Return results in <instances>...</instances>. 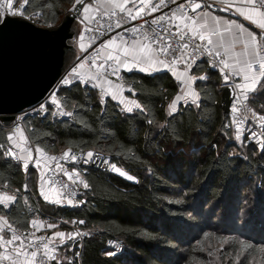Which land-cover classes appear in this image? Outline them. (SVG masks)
Segmentation results:
<instances>
[{
	"label": "trees",
	"instance_id": "obj_1",
	"mask_svg": "<svg viewBox=\"0 0 264 264\" xmlns=\"http://www.w3.org/2000/svg\"><path fill=\"white\" fill-rule=\"evenodd\" d=\"M76 4L29 0L26 13L39 15L37 26L54 28ZM192 72L207 77L196 83L200 107L182 106L172 115L168 106L179 88L167 73L123 75L143 109L132 113L79 83L63 88L59 98L72 112L71 120L25 118L29 142L50 157L67 150L82 155L101 151L118 159L119 167L137 182L90 169L81 207L53 206L39 194V175L25 171L22 162L4 161L0 148V189L14 198L0 214L20 231L37 218L63 220L88 231L91 237L83 244L80 261L72 264H237L239 259L240 264L264 263L261 242L229 237L235 235L234 219L243 209L255 221L264 219V150L243 139V145L238 144L236 131L225 127L228 115L221 108L218 73L206 63ZM249 104L264 116V91ZM12 126L0 122V145L9 144ZM219 215L227 224L215 223ZM228 228L231 231H222ZM110 239L122 244L121 255H108ZM71 255L66 247L62 264Z\"/></svg>",
	"mask_w": 264,
	"mask_h": 264
},
{
	"label": "built area",
	"instance_id": "obj_2",
	"mask_svg": "<svg viewBox=\"0 0 264 264\" xmlns=\"http://www.w3.org/2000/svg\"><path fill=\"white\" fill-rule=\"evenodd\" d=\"M23 3L24 0H13L12 7L14 10L23 14L25 18L22 20L34 23V20L37 19L39 15H28L26 13V6L24 9L20 8V5ZM181 3L184 4L183 8L179 7ZM196 5H200V7L197 8ZM254 7L264 13V7H261L258 3H254ZM204 13L231 15L232 11L211 0H176L175 4H173L171 0H163V4L161 0H152L148 5L137 4L130 10L113 9L110 11H96L89 20L81 22L83 28L82 35L87 43L86 49L76 56L49 94L39 104L17 115L16 123L13 124L12 130L24 127V120L29 116H49L52 121L71 120L72 116H53L51 113L53 111L57 113L71 112L62 106L59 92L63 88L70 87L77 83L84 87L94 89L102 100L105 99V93L102 88L95 84V81L105 79L131 88L124 81L123 75L118 72L113 61L102 55L103 47L110 42L122 45L142 41L155 50L158 45L154 44L153 41L158 40L159 37L155 35L153 29L160 31L161 25L169 27L171 32H176V29L179 28L180 32L184 34V41L179 40V34L165 37L173 47H178L185 41L189 42V47L183 49V52L180 53L182 59L172 64L171 70L166 69L168 75L173 76L175 72L179 70L189 71L200 63H206L209 69L218 73L219 80L223 87L233 86L236 88L239 76L229 64L226 54L223 51L216 50L208 42L201 40L200 36L194 31V20L197 16ZM160 16H164V20H158L157 24L151 23L152 20ZM133 17H135V19H133ZM180 17L183 18V21L179 19ZM10 18L21 19L20 16ZM117 25H120V27ZM125 29H127V31ZM218 34L219 32L213 33V35ZM192 44L200 45V51L194 52ZM217 53H219L218 56ZM260 53L264 55V45L260 49ZM193 56L196 57V64L189 68L188 65L191 64V58ZM158 57L166 61L171 60V57H164L162 54L158 55ZM185 61L187 63H185ZM213 61L216 62L215 67L211 66ZM220 61H224L228 67L224 68V65L220 63ZM261 64L262 63L252 65L249 68L250 72L264 73V70L260 68ZM73 69H75V73H73ZM220 69H223V72L220 71ZM228 73H231L232 76L228 82H225L223 77ZM65 79L69 81L68 84L62 83ZM236 97H240L238 93ZM240 98L242 103L238 105L239 111L233 113L230 110L226 124L228 127L226 128L227 130H234L236 133L237 129H239L242 139L246 144H253L259 151H262L258 145L264 144V120L260 119V117L263 116L253 109L248 100L245 101L242 97ZM53 100L56 102L52 103ZM42 104L48 107L49 112L47 115L37 111ZM245 105L247 107H245ZM253 131L257 133V137L249 139ZM1 149L4 161L12 164L21 162V152L12 144H5ZM8 149H11L14 155H5ZM24 150L29 153L32 164L39 161L37 158V150L29 141L26 142ZM65 153L68 155L65 156ZM92 153H94L93 159L95 163L89 162L88 164H84L82 162V159L86 157L87 153L82 155L67 150L62 155L54 157L47 165L48 167L45 172L47 187L57 191L60 195V199L68 204L70 208L76 209L82 205V199L89 189V187H83L84 183L88 184L85 177L87 170L95 169L109 177L120 178L117 177V171L111 170L108 165L101 163L102 160H108L109 165L115 164L120 172L122 169L119 167L118 159L112 158L101 151H92ZM72 156L77 157L75 162L71 159ZM121 172L124 173L125 171L122 170ZM65 173L70 174L72 179H69L68 175H65ZM62 185H67V187H62ZM72 192H75V195H69ZM3 193L4 192L0 189V198ZM69 200H71V203H69ZM0 220L3 222V226H0V237H2L0 238V264H41L40 258L44 253H47L49 256L55 255L62 262L63 251L66 247L70 248L72 255L67 258L65 257V259L67 262L71 261L74 263L76 260L80 261L83 244L85 240L91 237L88 231L81 230L75 225H71V233L74 235L76 233H81V235H75L74 240H69L68 237L63 239V246L58 247L57 251H53L54 247L60 245L61 240L55 238L52 233L43 231L35 224H31L30 228L25 231L17 230L10 225L1 214ZM58 222L61 225H67L63 220H58ZM83 233H87V235H83ZM13 235L20 237V239H13ZM41 237L43 240L39 239ZM49 238H52L51 243H49ZM8 241H11V243ZM45 243H48L47 249L43 247ZM107 247L111 252L115 253L110 256H118L124 252L122 244L115 239L108 240ZM33 251L37 252L35 257L31 255ZM47 264H56V260H48Z\"/></svg>",
	"mask_w": 264,
	"mask_h": 264
},
{
	"label": "crops",
	"instance_id": "obj_3",
	"mask_svg": "<svg viewBox=\"0 0 264 264\" xmlns=\"http://www.w3.org/2000/svg\"><path fill=\"white\" fill-rule=\"evenodd\" d=\"M211 1L226 7L228 10L232 11V14H201L197 16L193 22L194 31L200 37L203 36L204 41L208 42L211 40V45L216 50L223 51L226 54L229 64L239 76V81L237 84L239 87L236 86L238 96L243 98V95H247L249 97V102L251 97H255L260 92L258 91L253 93L251 91L253 87H256L257 89L259 88V84L256 82H264V73H252L249 70V65L252 66L255 64L264 63V55L260 53V49L264 45V13L261 10L255 8L254 3L250 2V0ZM151 2L152 0H91L89 2L88 9L84 12V20H89V18L98 10H130L137 4L148 5ZM179 19L183 21L182 17ZM216 32H219V34L213 35V33ZM250 34H254L255 39H252ZM81 36L83 37L82 33L79 34L77 40L76 56L87 47L84 37L81 39ZM102 55L105 58H109L113 61L121 75L133 73H138L141 75H157L166 73V69L162 68L158 64V60L160 59L155 53L154 49L142 41H136L122 45L113 42L107 43L103 47ZM193 70L194 68L189 71L179 70L176 71L172 76L177 82L179 88L177 96L170 103L174 104L176 107L177 111L175 113H177L182 106L186 107L189 105H195L191 103V101L196 97H198L197 102H199V94L196 90V83L205 82L206 80L201 81L198 79L200 76H205V74L195 75L192 72ZM193 77H196V79L193 80ZM244 77H248V80H245ZM95 84L103 89L106 99H111L118 103L124 112L132 113L133 111L140 110L136 107V104L139 103L136 100V94L132 92L131 88L124 87L123 85L117 84L114 81L105 79L95 81ZM177 97H180L181 99H177ZM185 101H188V103H185ZM128 108H131L132 112H128ZM170 111L171 110L168 106V113ZM28 141L29 140L24 127L15 130L14 134L12 135V139L9 140L10 144L20 150L21 160L23 156L26 159V162H29L28 157H30L29 153L24 150V146ZM37 158L39 160L37 162L38 164L40 162L43 163L45 174L48 167L47 165L53 160L54 157L47 156L38 150ZM31 164L32 162L30 159V162L27 164V168H30L32 165H34ZM41 193H43V195H41ZM39 194L43 201L49 205L69 207L68 204L60 199V195L57 191L47 187L45 176H43L39 182ZM45 197H47V199H45ZM13 202L14 198L5 192L0 198V208L3 207L4 209H7ZM5 203L9 205L7 208L4 207ZM34 221H36L35 225L39 226L43 231L50 232L53 235L56 232L65 233L63 239H66L68 234L72 232L71 225H61L56 219L37 218ZM32 222L31 224H33ZM2 224L3 222L0 220V226H3ZM49 224H55L56 227L49 228ZM54 237L61 240L60 237Z\"/></svg>",
	"mask_w": 264,
	"mask_h": 264
},
{
	"label": "water",
	"instance_id": "obj_4",
	"mask_svg": "<svg viewBox=\"0 0 264 264\" xmlns=\"http://www.w3.org/2000/svg\"><path fill=\"white\" fill-rule=\"evenodd\" d=\"M90 1L76 4L80 12L72 10L54 28L10 18L14 22L0 32V122L5 127L39 104L74 61L78 29ZM236 94L233 86L221 89V108L227 115Z\"/></svg>",
	"mask_w": 264,
	"mask_h": 264
},
{
	"label": "snow or ice",
	"instance_id": "obj_5",
	"mask_svg": "<svg viewBox=\"0 0 264 264\" xmlns=\"http://www.w3.org/2000/svg\"><path fill=\"white\" fill-rule=\"evenodd\" d=\"M171 2L173 4H175L176 0H171ZM250 2L258 3L261 7H264V0H250ZM12 3H13V0H0V32H2L3 29L6 28L10 23L14 22L12 19H10V17L20 16L21 19L25 18L21 12L13 9ZM28 3H29V0H24V3L20 5V8L24 9L25 6ZM76 3L77 4H83L84 0H76ZM161 3L163 4V0H161ZM179 7L183 8L184 4L181 3L179 5ZM196 7L198 8V7H200V5H196ZM85 8H87V6H85ZM73 10L75 12H77V13L80 12L79 8H74ZM153 10H155V9H153ZM133 19H135V17H133ZM158 20H164V16H160L157 19L152 20L151 23L152 24H157ZM117 26L120 27V25H117ZM125 30L127 31V29H125ZM153 32L155 33L156 36L159 37L158 40H154L153 41L154 44L158 45V47H156L155 50H154L155 53L157 55L162 54L164 57H171L170 61H166L164 59L158 60V64L164 69L171 70V65L175 64L178 60L182 59L180 53L183 52V49H186V48L189 47V42L185 41L183 44L179 45L178 47H173L172 44L169 43L167 39H165V37H169L170 35L171 36H175V35L179 34V40L184 41L185 36H184V34H182L180 32L179 28L176 29V32H171L169 27L161 25V30L160 31H157L156 29H153ZM250 35H251L252 39H255V35L254 34H250ZM80 38L82 39L83 37L81 36ZM200 39L203 40L204 39L203 36H201ZM208 43L211 44L212 41L209 40ZM192 49H193L194 52H199L200 49H201V46L198 45V44H192ZM218 55H219V53H217V56ZM185 63H187V62L185 61ZM220 63H222L224 65V68L228 67V65L226 63H224V61H220ZM194 64H196V57L195 56H193L191 58V64H189L188 67L191 68V66L194 65ZM211 66L215 67L216 66V62L213 61ZM249 67H251V65H249ZM260 68L262 70H264V63H262L260 65ZM157 70H160V69H157ZM220 71L223 72V69H220ZM73 73H75V69H73ZM149 74H151V73H149ZM231 76H232L231 73H228V74L224 75V77H223L224 81L228 82L230 80ZM192 79L195 80L196 77H193ZM198 79L203 81V80H206L207 77L206 76H200ZM244 79L248 80V77H244ZM62 83L63 84H68L69 81L67 79H65L64 81H62ZM256 83L259 84V88L257 89L256 87H253L251 89V91L253 93H256L258 91H264V83H260V82H256ZM237 87H239V85H237ZM177 99H181V98L177 97ZM248 99H249V97L247 95H243V100L246 101ZM197 101H198V97L193 99L191 101V103L195 104V106L197 108H199L200 104ZM55 102H56L55 100L52 101V103H55ZM185 103H188V101H185ZM241 103H242L241 98L234 96L233 100L231 102V105H230L231 112H233V113L238 112L239 111L238 105L241 104ZM136 107L138 109H141V105H139V104H136ZM245 107H247V106L245 105ZM169 108L171 110L169 112V115H172L173 113H175L177 111V109L174 106V104H170ZM141 110H143V109H141ZM37 111L38 112H42L44 115H47L48 112H49L48 107L46 105H43V104L40 106V109L37 110ZM127 111L128 112H132V109L128 108ZM51 114L53 116H56V115L72 116L71 112H60V113H57V112L53 111ZM260 119L264 120V117H260ZM149 123H151V121H149ZM225 127H228V125H226ZM14 132H15V129L13 130V132L9 133V135L7 137L8 140L12 139V135L14 134ZM254 137H257V133L253 131V132H251V134L249 136V139L254 138ZM235 138L238 141L241 140V134H240V130L239 129H237V134H236ZM258 146L261 148V150H264V144H259ZM2 147H3V145H0V148H2ZM5 155H14V154L12 153L11 149H8V151L5 153ZM67 155L68 154L65 153V156H67ZM93 157H94V153L88 152L86 154V157H84L82 159V162L84 164H88L89 162L95 163V160L93 159ZM71 159L75 162L77 160V157L72 156ZM101 163H103L104 165H108L111 170L119 172V169L116 168L115 164L109 165V161L108 160H102ZM23 167H24V170L26 171L28 165L25 164ZM65 175H68V178L72 179V176L70 174L65 173ZM127 178L130 179V180L133 179L131 176H128ZM62 187H67V185H62ZM83 187L84 188H88V184L84 183ZM25 190L27 191V186H25ZM41 195H43V193H41ZM69 195H75V192H72ZM45 199H47V197H45ZM69 203H71V200H69ZM8 206L9 205L7 203L4 204L5 208H7ZM32 223L35 224L36 221H33ZM80 223H83V222L81 221ZM48 227L49 228H54V227H56V225L55 224H49ZM75 235H81V233H76ZM75 235L72 234V233H69L68 234V239L69 240H74L75 239ZM83 235H87V233H83ZM54 236L61 238L60 245L53 248V251H57L58 247H62L63 246V243H64L63 238L65 236V233L56 232V233H54ZM0 238H2V237H0ZM13 239H20V237L13 235ZM39 239L43 240L42 237L39 238ZM8 242L11 243V241H8ZM51 242H52V238H49V243H51ZM43 247L45 249H47L48 248V243L43 244ZM114 254H115L114 252H109L108 253V255H114ZM31 255L33 257H35L37 255V252L33 251L31 253ZM40 259H41V264H47L48 260H56V264H62L61 260L58 259L57 256H55V255L49 256L47 253L42 254ZM67 264H72V262L68 261Z\"/></svg>",
	"mask_w": 264,
	"mask_h": 264
},
{
	"label": "rangeland",
	"instance_id": "obj_6",
	"mask_svg": "<svg viewBox=\"0 0 264 264\" xmlns=\"http://www.w3.org/2000/svg\"><path fill=\"white\" fill-rule=\"evenodd\" d=\"M82 26L80 25L79 29H78V33L81 34L82 33ZM104 98H105V94H104ZM106 99V98H105ZM236 135L234 136V140L240 144V145H243L242 143V136H241V140H236ZM30 157H28V160L30 162ZM26 159L22 156V160H21V164L24 166L25 164H28L29 162L25 161ZM32 165V164H31ZM29 169H33L40 177V180L41 178H43V176H45L44 174V171H45V168H44V165L42 162H40L39 164L38 163H35L34 165H32L30 168H27V170ZM122 170H120L119 172V175L121 174L123 177L122 179L127 181V182H136L137 180V177L135 175H132V174H129V173H126V172H121ZM128 176H131L133 179H128L127 177ZM262 216H264V213L262 212L261 214ZM261 215L259 216V218L261 217ZM225 219L226 218H222L221 215H219L218 219L215 221V223H219L220 222H223V224H227L225 222ZM237 219H239V222L237 221ZM234 224H235V227H234V233L235 235H232V236H229L231 237V239H233V237H237L238 239L240 240H244V241H248V242H253L254 244L259 241L262 243V246L264 247V219L261 220V218L257 221H255L253 219V217L251 215H249L248 213V209L246 208L245 211L244 209L242 210V212L240 214H237V216L235 217L234 219ZM228 230H230L229 228L228 229H225V230H222L223 232H227ZM231 231V230H230ZM231 235V233H230ZM219 247H229V244L225 245V246H219ZM240 259L237 261V264H240ZM250 264H264L262 263L261 261L257 260V261H251Z\"/></svg>",
	"mask_w": 264,
	"mask_h": 264
},
{
	"label": "bare ground",
	"instance_id": "obj_7",
	"mask_svg": "<svg viewBox=\"0 0 264 264\" xmlns=\"http://www.w3.org/2000/svg\"><path fill=\"white\" fill-rule=\"evenodd\" d=\"M117 176H119V177H121V178L123 177L121 174L119 175V172H118V175H117Z\"/></svg>",
	"mask_w": 264,
	"mask_h": 264
}]
</instances>
